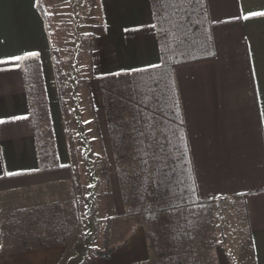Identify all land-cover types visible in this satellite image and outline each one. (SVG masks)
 Masks as SVG:
<instances>
[{
  "label": "crops",
  "instance_id": "crops-1",
  "mask_svg": "<svg viewBox=\"0 0 264 264\" xmlns=\"http://www.w3.org/2000/svg\"><path fill=\"white\" fill-rule=\"evenodd\" d=\"M258 13L264 0H0V264H233L238 244L219 246L205 220L216 202L247 234L238 263L264 264ZM62 52L88 59L77 130L91 140L97 228L69 155ZM134 81L141 93L116 95ZM152 206L106 254L84 236L78 247L80 232Z\"/></svg>",
  "mask_w": 264,
  "mask_h": 264
},
{
  "label": "rangeland",
  "instance_id": "rangeland-1",
  "mask_svg": "<svg viewBox=\"0 0 264 264\" xmlns=\"http://www.w3.org/2000/svg\"><path fill=\"white\" fill-rule=\"evenodd\" d=\"M67 44V42L65 43ZM64 44V45H65ZM66 49V48H65ZM64 55L61 56L58 60L59 65L61 66V70L58 73V80L61 87V92L63 95V100L65 101V107L64 112H66V116H69L66 123L67 125V139L68 143L70 145L69 147V155L71 159V163L74 168V175L75 177L79 178V184L80 188H82L83 192H85V209H86V228H88V225L95 226L94 228L100 227L98 224V218L92 217L93 214V205H92V194L94 189V169L92 166V154L90 152H82V149L89 147V144L91 140H83L84 137L78 136V130H77V116L78 112H81L80 114H88L90 112L91 114V106L85 110L83 109V106H81V102L83 99V96L85 97L86 94L82 93V89L78 90V84L80 83V78L82 76H87L88 73L85 71V73L82 71L86 69L88 66V59L87 57L83 56V59L80 61L77 59L78 57H71L66 52H62ZM84 68V69H83ZM103 84H107V82H102ZM119 85V84H118ZM82 86V82H81ZM122 89V88H120ZM80 98H79V94ZM141 93L139 89L138 82L134 81L133 84V90L126 89L125 87L118 91L117 96H133L138 95ZM149 95H151V92H148ZM110 96L108 91H106L103 87L99 92L97 90H94V99L97 100L102 97H108ZM84 110V111H83ZM79 114V115H80ZM87 121H84L83 123H86ZM90 124V123H89ZM83 133V136H87L84 131H81ZM91 131H89V138H91ZM87 138V137H86ZM80 141V142H79ZM45 142V140H44ZM78 142L81 144L79 148H77ZM85 144V146H84ZM88 144V146H87ZM81 148V150H80ZM91 149V144H90ZM207 210V211H206ZM205 211V220L207 221V225L210 227V233L212 236L213 241L219 243L220 246L222 239L226 240L229 239L230 241H233L234 243L238 244V248L236 250H229V257L232 259L233 264H239L238 261H241L244 257H247V234L244 235V233L240 232L238 230H234L231 232L232 227L236 225V222L239 221L240 217L236 216L235 212H232L233 210L229 206H223L221 202H216L213 204V207H206ZM210 210V213H209ZM229 212V213H227ZM209 214V215H208ZM132 216V215H131ZM137 216H133L132 220L126 221L125 223L119 222L123 219H117L112 221V235L110 237V240H107V236L105 234L106 225L108 223V220L105 221L104 230L101 233L95 229H92L91 227L89 230H85L84 232H80L78 236H80V240L78 242V247H83L81 245V240H83L84 236V244H88L86 247V250L88 253H102L106 254L107 252L111 251L113 247L122 241V239L125 238V235L129 232L128 230L132 229L133 223L136 220ZM96 219V220H95ZM130 219V218H129ZM209 221V222H208ZM212 226V227H211ZM80 227V226H79ZM127 230V231H126ZM213 230V232H212ZM126 232V233H125ZM115 233V237L114 236ZM75 234V232H74ZM225 236V238L223 237ZM236 237V238H235ZM237 237L244 239L243 243L240 241L241 239H237ZM115 238V239H113ZM226 244V242L224 243ZM227 251V250H226ZM228 252V251H227Z\"/></svg>",
  "mask_w": 264,
  "mask_h": 264
},
{
  "label": "trees",
  "instance_id": "trees-1",
  "mask_svg": "<svg viewBox=\"0 0 264 264\" xmlns=\"http://www.w3.org/2000/svg\"><path fill=\"white\" fill-rule=\"evenodd\" d=\"M189 43L192 44V45L195 44L194 41H190L189 42V40L187 39V40H185L183 42H179L177 46L180 47V48L185 47L186 49H188L189 48ZM188 54L189 53L186 50V59L189 58ZM214 201L215 200H206V201H203L202 203L205 206H208L210 203H212ZM145 211L147 212L146 214H148V215H156V214L151 213V211L156 213L157 212V207L152 206V207H149L148 209L145 208L143 210H131L128 213H126L125 215L109 218L108 223L106 225V229H105L106 230L105 234L107 236V240H110V237L112 235V223H113L112 221L117 220V219H123V218H126V217H130L131 215H140L142 212H145ZM155 218H152V219H155Z\"/></svg>",
  "mask_w": 264,
  "mask_h": 264
},
{
  "label": "snow or ice",
  "instance_id": "snow-or-ice-1",
  "mask_svg": "<svg viewBox=\"0 0 264 264\" xmlns=\"http://www.w3.org/2000/svg\"><path fill=\"white\" fill-rule=\"evenodd\" d=\"M259 15H264V13H258ZM253 15H257V13H253ZM29 55H37L36 53H30ZM19 59V57H17ZM3 120H0V123H3Z\"/></svg>",
  "mask_w": 264,
  "mask_h": 264
}]
</instances>
